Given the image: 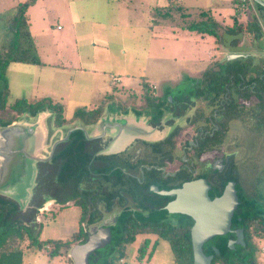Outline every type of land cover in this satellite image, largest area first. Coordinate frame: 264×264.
<instances>
[{"label":"rangeland","instance_id":"374dc122","mask_svg":"<svg viewBox=\"0 0 264 264\" xmlns=\"http://www.w3.org/2000/svg\"><path fill=\"white\" fill-rule=\"evenodd\" d=\"M24 1L0 0V29L6 25L11 8ZM172 1L163 8L160 5L166 4L167 0H36L28 7L26 14L41 65L44 63L46 66L35 73L21 74L17 80L31 85L34 83L39 89L44 85L51 87L54 93L57 92V97L64 95L65 122L62 125L78 123L80 119L72 118L76 109L98 107L110 99V95L113 98L138 97L143 103L144 96L139 92L142 90V81L155 83L157 90L154 91L158 92L167 88L175 95L185 90L183 87L187 84V74L199 73L208 68L212 63L210 57L218 55L217 43L212 34L205 33L201 38L196 32L184 30V25L176 24L196 22L200 26H207L222 16L228 24L236 4L221 9L217 0ZM178 6L180 12L191 13V17H178L180 12L175 11ZM202 10L208 14L205 19L197 16L198 11ZM166 11L170 15L164 18ZM251 16L252 13L247 10L238 20L245 22ZM58 25L62 29H58ZM227 37L223 36L224 41H228ZM262 38L258 44L264 47L263 35ZM250 39L257 40L254 35ZM250 39L247 40L248 45L251 44ZM50 66H57L56 76L48 70ZM84 67L88 69L81 71ZM62 68L66 71L62 72ZM45 76L48 77L44 79ZM13 77L14 72H10L12 82ZM109 78L117 83L116 91L99 93V81L105 79L108 83ZM70 79L74 80L73 89H63L62 84ZM78 87L83 88L80 100L76 99ZM14 99L15 95L11 91L8 100L12 102ZM35 100L38 99H32ZM49 100L57 102L56 99ZM246 111L244 118L230 123L223 147L236 152L235 175L238 185L245 191V197L264 210V132L249 128L248 125L255 127L256 124H252L250 110ZM20 115L9 107L0 111V119L15 120ZM54 126L57 125L54 123ZM131 133H125L114 143L111 142L108 145L114 150L111 153L122 150L132 140L129 137ZM48 207L50 210L41 215L39 238L65 239L78 229L81 217L79 206L68 203ZM145 237L150 238V244L143 259L139 260L138 248ZM155 238V234L137 235L133 242L126 245L119 264H174L169 243L163 239L159 240L153 255L148 256ZM254 242V260L256 264H264V239L254 237ZM67 257V250L52 259L36 250L28 252L22 264H73L67 261Z\"/></svg>","mask_w":264,"mask_h":264},{"label":"trees","instance_id":"16d2710c","mask_svg":"<svg viewBox=\"0 0 264 264\" xmlns=\"http://www.w3.org/2000/svg\"><path fill=\"white\" fill-rule=\"evenodd\" d=\"M35 1L26 0L12 7L6 25L0 29V111L9 107L17 114L28 112L34 115L37 111L48 107L55 112V124L61 126L65 122V117L63 105L59 102L46 98L35 101H27L24 98H16L12 102L8 100L10 93L6 78L8 65L11 62L41 64L26 14L28 7ZM255 5L257 9L264 11L261 5L257 3ZM168 11L163 14L164 18L170 15ZM187 28L198 32H214L209 24L200 26L196 22H189ZM238 29L236 20H234L233 27L228 30L231 33H237ZM245 29L256 38L263 35L262 28L255 17L246 23ZM197 79L193 93L206 96L210 101L219 97L224 101V109L220 118L221 124L223 123L221 130H226L231 121L242 117L248 109L255 119V128L264 132V56L256 65L251 56L224 62L222 69L218 71L211 68L206 69ZM243 80L248 81L249 85L243 87L239 84ZM141 87L144 97H152L157 105L162 103V98L150 94L148 82L142 81ZM114 91H116L115 87L111 89V93ZM100 112L101 107L97 109L80 107L74 111L73 115L81 118V121L92 122ZM13 119H0V125H7ZM223 131L221 137L224 135ZM72 137L80 142H72ZM85 141L87 139L83 132L77 129L69 139L56 147L50 162L38 164L37 185L26 211H20L17 203L0 196V264H22L23 255L36 250L46 254L49 258H54L68 251L73 243L86 240L87 232L81 223L86 218L87 221L92 220L90 216L92 211H89L86 197H79L81 192L78 185L81 177L88 176L94 169V156L93 152L81 146ZM71 144H79V146L74 147ZM230 178L236 179L234 176ZM215 192L220 193L219 190ZM51 198L60 204L72 200L74 205L81 208L78 229L65 239L39 238L41 223L36 221V216L45 200ZM240 201L232 217V225L243 228L245 244H237L234 248H230L227 241L228 237H233V235L229 233L213 237L203 245L204 253L213 255L212 264H256L254 237L264 239V210L257 208L251 200L244 199L242 196H240ZM192 224L193 219L186 214L178 215L176 222H159L154 219V216L149 220L144 219L138 222L131 211L124 209L117 221L111 225L110 242L90 254L89 264H119L124 256L126 245L133 242L139 234L156 235L148 253L149 257L155 252L159 240L163 239L169 243L174 264H193L190 237ZM149 244L150 238L145 237L138 248L139 260L143 259ZM66 259L72 262L69 257Z\"/></svg>","mask_w":264,"mask_h":264},{"label":"flooded vegetation","instance_id":"af4514ba","mask_svg":"<svg viewBox=\"0 0 264 264\" xmlns=\"http://www.w3.org/2000/svg\"><path fill=\"white\" fill-rule=\"evenodd\" d=\"M262 14H264L263 10L260 13L259 9H256L255 16L258 22L261 16V23L264 22ZM257 40L262 41V36ZM259 49L260 59L264 56V47L259 46ZM197 82L198 79H194V83L186 84L183 87L185 90L175 95L167 88L161 92L149 90L154 97L162 98L160 105H157L152 97H144L143 103L138 97L133 96L112 97L111 100L107 99L99 104L101 112L94 121H81L86 126L93 125L105 112L110 121H122L120 123L124 127L121 133L125 134L136 129L139 125L137 119L142 118L140 126L144 129L147 138H132L122 150L97 156L98 151L106 148L111 142L114 143L119 137L113 139L109 135L99 134L100 136L86 138L87 141L81 144L82 147L93 152L94 156V169L88 176L83 175L78 185L81 192L79 197H86L89 211H92L90 215L92 220L87 221L86 218L84 221L86 225L84 222L81 223L84 230H89L91 225L104 223L109 224L111 230V225L117 221L124 209L131 211L138 222L149 220L152 216L159 222H176L178 215L182 213L169 212L166 207L176 196L161 194L159 191L180 189L185 183L199 179H204L209 185L210 198L220 195L225 185L233 180L238 206L241 203L240 196L248 200L238 181L230 178L233 176L236 178V152L225 149L226 146L223 147L232 122L226 130H221L223 123L221 124L220 118L224 101L220 97L210 101L206 96L193 93V87ZM239 84L243 87L249 85L248 81L244 80ZM140 92L143 93V90L140 89ZM249 113L252 124H256L253 115ZM244 115L237 119L244 118ZM133 119H136V122ZM248 126L251 130L261 132L254 125ZM148 127L152 132L159 133V136L149 135L150 131L146 129ZM75 131L77 130L72 131L70 135ZM222 131L224 135L221 137ZM73 138L72 142L79 141ZM71 146L75 147L79 144H71ZM218 190L220 193L215 192ZM68 203L73 204V201L69 200L65 204ZM153 211L155 212L152 213ZM239 228L243 231L241 226H233L231 222L232 230ZM229 234L233 237L230 236L228 239H235V233L229 232Z\"/></svg>","mask_w":264,"mask_h":264},{"label":"water","instance_id":"95a60500","mask_svg":"<svg viewBox=\"0 0 264 264\" xmlns=\"http://www.w3.org/2000/svg\"><path fill=\"white\" fill-rule=\"evenodd\" d=\"M253 1L264 8V0ZM241 57H247V54L229 53L226 62ZM137 120L139 125L130 131L132 133L129 137L147 139L144 129L140 126L142 118ZM133 121L136 122V119ZM120 122L110 121L104 112L99 120L90 126L84 125L81 121L54 126L55 112L45 107L34 115L24 112L9 124L0 125V196L17 203L20 211H26L37 185L38 164L50 162L56 147L66 141L72 131L79 129L86 138L109 135L115 139L124 134L121 133L124 126ZM116 129L117 132H115ZM146 129L150 131H147L149 135L159 136V133L152 132L151 128ZM112 151L114 150L107 146L98 151L96 155L110 154ZM153 189L157 191L156 188ZM208 189L207 182L199 179L185 183L180 189L159 191L161 194L176 196L166 206L169 212L186 214L193 219L190 229L193 264H212L213 255L205 254L203 245L215 236L233 232L236 237L228 239V246L234 248L235 244H245L242 229H231L232 216L238 206L235 182L230 180L222 193L213 198L209 197ZM49 202L56 201L54 199L45 200L39 210ZM109 226L107 223L94 224L89 227V230H85L86 240L74 243L68 249V257L73 264H89L90 254L110 242ZM216 252H218L217 249Z\"/></svg>","mask_w":264,"mask_h":264},{"label":"crops","instance_id":"0c3cea01","mask_svg":"<svg viewBox=\"0 0 264 264\" xmlns=\"http://www.w3.org/2000/svg\"><path fill=\"white\" fill-rule=\"evenodd\" d=\"M219 2V7L221 9H224V8H227V7H230V5H232L234 2V0H230V1H227V0H217ZM173 1L172 0H167V3L166 4H163V5H160L162 6L163 8L164 7H167L169 6ZM178 2V1H177ZM182 4V2H180ZM182 8L184 7L183 4L181 5ZM257 8V7H256ZM180 9V6H178V11ZM234 9H235V6H234ZM177 11V10H176ZM180 12V11H179ZM259 12L261 13V10H259ZM173 14H174V11H173ZM208 14L205 12V11H198L197 13V16L199 17H203V19L206 18ZM28 16V14H27ZM241 16V14H238L236 11L234 12L233 15H231V22L226 24L225 23V17H218V18H215L211 23H209V27L210 29H213V33H209V34H212L214 35L215 37V42L217 43V52H218V55L217 56H211V62L208 66V68L206 69H213V70H220L222 69V66L224 64V62H226L227 60V55L229 53H234V52H242V53H246L247 56H251L253 58V62L254 64H258V61H259V57H260V52L261 50L259 49V44H258V40L256 39H250L253 34L246 31L245 29V25L248 21H250V19L252 17L255 16V14L253 13L251 18L246 20L245 22H240L238 20V17ZM262 18H264V14H262ZM178 17H181L182 19H186V18H190L191 17V13H186V12H180V15H178ZM256 18V16H255ZM259 18V17H258ZM203 19H200V20H203ZM259 24L261 22V16L259 18ZM234 20H236V27L238 29L237 33H231L228 29L230 27H233L234 25ZM258 20V19H257ZM28 21H29V16H28ZM172 21H170L171 23ZM160 23V22H158ZM183 22L181 23H177L176 25H184V30H187L189 32H196L198 34V36H200L201 38H203L205 36V33H208V32H198L196 30H189L187 28V24H182ZM263 24V23H262ZM261 25V24H260ZM58 27V26H57ZM179 28V27H178ZM29 29H30V22H29ZM59 29H62V27H60ZM31 32V31H30ZM215 33H218V37L217 35H215ZM32 35V33H31ZM227 35L228 37V41H224L223 39V36ZM252 40L251 41V44H247V40ZM251 46H253V48H250ZM15 64V65H13ZM14 66V67H12ZM45 64L43 63L42 65L41 64H28V63H21V62H11L9 65H8V68H7V73H6V78H7V82H8V86H9V91H13V94L15 95V98H24L26 99L27 101H32V99H41V98H49V99H56V101H60L61 104L63 105L64 104V100L66 98H64V95H59V97H57V92L54 93L52 90H51V87H47V86H42L41 89L38 88L37 85H34V83L31 85L30 83H26V82H23L21 81L20 79L17 80L18 76L21 75V74H30V73H35L37 72L38 70H42L43 68H45ZM57 66H50L49 67V71H51L52 73H54L53 75L56 76V68ZM13 68V71H11V69ZM85 68V67H84ZM81 68V71L83 70H86L88 68ZM206 69L202 70L201 72L199 73H192V74H187L188 76H186V79H185V82L188 84V83H194V79L197 80V78L201 75V73H203V71H205ZM62 70V72H65L66 70L65 69H60ZM10 72H14V77H13V82L12 80H10ZM61 72V71H60ZM200 74V75H198ZM48 76H45L43 77L44 79L47 78ZM117 83L114 82V80L112 79H108V83L106 82L105 79H102V81H99V84L97 85L98 87V90L99 93H109V90L111 91V89L113 87H116ZM149 89L151 91H154L157 90V86L155 83L153 82H149ZM73 85H74V80L73 79H70L69 81L65 82L64 84H62V88L63 89H66L69 88V89H73ZM155 86V88H153L152 86ZM27 86V87H26ZM85 89V88H84ZM77 90H79V95H77V98L78 100H80L83 95V88H80L78 87ZM24 91V93H23ZM115 92V91H114ZM140 92V91H139ZM114 97V96H113ZM55 102V101H53ZM59 102V103H60ZM94 107V106H92ZM64 205V204H59V203H56V202H49L46 206H44L43 208H41L38 213H37V216H36V221L38 223H42V217L41 215H45L46 212H48L49 207L48 206H51V205ZM41 239V238H40ZM39 253H42L39 251ZM27 253H25L23 255V259H24V256L26 255ZM44 254V253H43ZM46 257H48L46 254H44ZM58 257V256H56ZM52 259V258H50ZM22 263H23V260H22Z\"/></svg>","mask_w":264,"mask_h":264},{"label":"built area","instance_id":"2783aa9c","mask_svg":"<svg viewBox=\"0 0 264 264\" xmlns=\"http://www.w3.org/2000/svg\"><path fill=\"white\" fill-rule=\"evenodd\" d=\"M235 11L238 13V14H243L245 13L247 10H249L252 14L256 13V5H255V2L253 0H236L235 2ZM260 26L262 28V31H263V36H264V26L263 24L260 22ZM58 29L60 28V26L58 25L57 27ZM152 86V85H151ZM153 88H155V86H152ZM263 250H264V247H263Z\"/></svg>","mask_w":264,"mask_h":264}]
</instances>
